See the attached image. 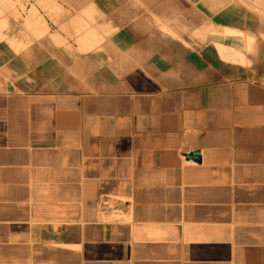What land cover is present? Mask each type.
<instances>
[{"label": "crops", "instance_id": "obj_1", "mask_svg": "<svg viewBox=\"0 0 264 264\" xmlns=\"http://www.w3.org/2000/svg\"><path fill=\"white\" fill-rule=\"evenodd\" d=\"M38 1L42 35L11 22L0 37V264H264L253 12Z\"/></svg>", "mask_w": 264, "mask_h": 264}, {"label": "rangeland", "instance_id": "obj_2", "mask_svg": "<svg viewBox=\"0 0 264 264\" xmlns=\"http://www.w3.org/2000/svg\"><path fill=\"white\" fill-rule=\"evenodd\" d=\"M32 0H0V37L2 39H7L6 34H2L8 29L11 22L25 23L28 28L35 26L39 35L43 34V23L42 19L34 18L37 12L32 5L30 11V2ZM240 2L243 6L247 7L253 14L257 17V20L264 25V0H236ZM42 8L46 5H54L51 0H43L37 2ZM30 23L32 25H30ZM264 37V35L262 36ZM11 47H15L11 44Z\"/></svg>", "mask_w": 264, "mask_h": 264}, {"label": "bare ground", "instance_id": "obj_3", "mask_svg": "<svg viewBox=\"0 0 264 264\" xmlns=\"http://www.w3.org/2000/svg\"><path fill=\"white\" fill-rule=\"evenodd\" d=\"M227 35H231L233 37H243V34L239 31H234V30H228L227 32H224ZM176 36V35H175ZM178 38V36H177ZM245 38V37H244ZM240 48V47H239ZM225 51H227V53H231V55H237L238 57L241 55V53L239 51H237L236 49H234L233 47H224ZM239 50V49H238ZM241 51V50H240ZM244 52V51H243ZM242 57V55H241ZM18 81V80H17Z\"/></svg>", "mask_w": 264, "mask_h": 264}, {"label": "water", "instance_id": "obj_4", "mask_svg": "<svg viewBox=\"0 0 264 264\" xmlns=\"http://www.w3.org/2000/svg\"><path fill=\"white\" fill-rule=\"evenodd\" d=\"M186 156H187V158L193 159L195 161H200L201 160V156H200V153L198 151L197 152H193L191 154H188Z\"/></svg>", "mask_w": 264, "mask_h": 264}]
</instances>
